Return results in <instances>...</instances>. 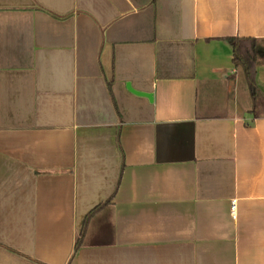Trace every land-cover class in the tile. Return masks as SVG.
<instances>
[{
  "label": "crops",
  "instance_id": "crops-1",
  "mask_svg": "<svg viewBox=\"0 0 264 264\" xmlns=\"http://www.w3.org/2000/svg\"><path fill=\"white\" fill-rule=\"evenodd\" d=\"M0 264H264V0H0Z\"/></svg>",
  "mask_w": 264,
  "mask_h": 264
},
{
  "label": "trees",
  "instance_id": "trees-1",
  "mask_svg": "<svg viewBox=\"0 0 264 264\" xmlns=\"http://www.w3.org/2000/svg\"><path fill=\"white\" fill-rule=\"evenodd\" d=\"M232 50V62L235 67L241 68L250 92L253 109L258 96L261 94L256 83V68L259 63L258 39L253 37H229L227 38ZM82 233L77 237L74 250L81 242Z\"/></svg>",
  "mask_w": 264,
  "mask_h": 264
},
{
  "label": "water",
  "instance_id": "water-1",
  "mask_svg": "<svg viewBox=\"0 0 264 264\" xmlns=\"http://www.w3.org/2000/svg\"><path fill=\"white\" fill-rule=\"evenodd\" d=\"M126 86H127V88L130 90V91H132V92H134V93H136V94H138V95H144V96H146V97H148L150 100L152 99V95H151V93H148V92H140V91H138V90H134L131 86H130V84H126Z\"/></svg>",
  "mask_w": 264,
  "mask_h": 264
},
{
  "label": "built area",
  "instance_id": "built-area-1",
  "mask_svg": "<svg viewBox=\"0 0 264 264\" xmlns=\"http://www.w3.org/2000/svg\"><path fill=\"white\" fill-rule=\"evenodd\" d=\"M235 202H236L235 199H232L231 202H230V211H231L232 215H234Z\"/></svg>",
  "mask_w": 264,
  "mask_h": 264
}]
</instances>
